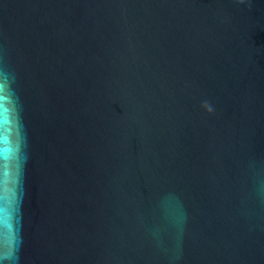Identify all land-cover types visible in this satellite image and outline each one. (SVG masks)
<instances>
[{"label":"water","instance_id":"1","mask_svg":"<svg viewBox=\"0 0 264 264\" xmlns=\"http://www.w3.org/2000/svg\"><path fill=\"white\" fill-rule=\"evenodd\" d=\"M0 264H264V0H0Z\"/></svg>","mask_w":264,"mask_h":264},{"label":"clouds","instance_id":"2","mask_svg":"<svg viewBox=\"0 0 264 264\" xmlns=\"http://www.w3.org/2000/svg\"><path fill=\"white\" fill-rule=\"evenodd\" d=\"M211 111V109H209Z\"/></svg>","mask_w":264,"mask_h":264}]
</instances>
